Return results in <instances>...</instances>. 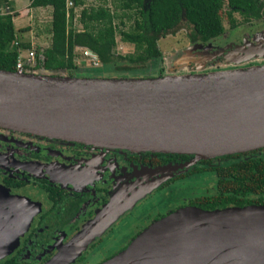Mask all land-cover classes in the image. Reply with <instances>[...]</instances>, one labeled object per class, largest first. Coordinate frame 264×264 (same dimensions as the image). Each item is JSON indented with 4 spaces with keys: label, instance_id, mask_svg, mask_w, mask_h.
<instances>
[{
    "label": "water",
    "instance_id": "1",
    "mask_svg": "<svg viewBox=\"0 0 264 264\" xmlns=\"http://www.w3.org/2000/svg\"><path fill=\"white\" fill-rule=\"evenodd\" d=\"M0 128L195 160L250 152L264 147V64L144 78L0 69ZM113 219L83 228L50 264L74 262ZM101 264H264V206L180 208Z\"/></svg>",
    "mask_w": 264,
    "mask_h": 264
},
{
    "label": "flooded vegetation",
    "instance_id": "2",
    "mask_svg": "<svg viewBox=\"0 0 264 264\" xmlns=\"http://www.w3.org/2000/svg\"><path fill=\"white\" fill-rule=\"evenodd\" d=\"M257 21L264 23V17ZM238 31L223 32L206 42L190 39L187 52L182 49L171 54L167 70L196 74L213 68L232 70L264 64V39L259 45L253 44V35L248 34L238 43L232 38ZM165 58L161 52L158 64H166ZM156 67L153 77L163 75L160 64ZM239 155L264 159V147L195 160L187 154L98 148L0 128V264H50L98 218L117 216L71 264H80L87 256V264L103 263L124 250L149 225L180 208L214 211L264 206L263 193L250 195L253 203L242 206L228 203L203 208L193 203H214L221 195L217 169L223 164L222 158ZM150 195L156 203L144 209L147 212L153 207V211L134 226L125 227L123 243L111 250L104 247L102 238L118 229L125 215L127 219ZM259 199L262 202L257 203Z\"/></svg>",
    "mask_w": 264,
    "mask_h": 264
},
{
    "label": "trees",
    "instance_id": "3",
    "mask_svg": "<svg viewBox=\"0 0 264 264\" xmlns=\"http://www.w3.org/2000/svg\"><path fill=\"white\" fill-rule=\"evenodd\" d=\"M29 1V8L52 9L51 38L48 47L35 50V67H26L23 71L76 77H106V67L115 72L114 77H127V74L153 77L132 72L138 67L147 69L158 65L161 57L158 40L173 33L182 21L191 26L189 39L206 42L224 32L223 11L231 29L239 25L236 13L246 22L264 17V0H112L115 10L106 5L82 8L78 16L82 29L76 30L73 27L74 8L82 5L83 0ZM69 1L71 6H68ZM5 2L13 7L10 0ZM16 16L17 12L0 16V69L11 72L16 71L18 56L31 49L30 43L17 38L13 23ZM115 20L119 22L116 24ZM125 20H132L128 30L121 28ZM117 34L123 42L134 45L132 53H115ZM76 48H81L82 52L91 51L98 57L99 65H87L83 56L84 64H76ZM239 156L222 158L223 164L217 169L221 175V195L214 198V203L207 206L194 201L195 205L211 208L212 205L235 203L242 206V203H253L250 195L264 194V159ZM260 202L259 199L257 203Z\"/></svg>",
    "mask_w": 264,
    "mask_h": 264
},
{
    "label": "rangeland",
    "instance_id": "4",
    "mask_svg": "<svg viewBox=\"0 0 264 264\" xmlns=\"http://www.w3.org/2000/svg\"><path fill=\"white\" fill-rule=\"evenodd\" d=\"M13 4V8L17 11L18 16L13 18L14 28L17 34V38L19 41L27 42L31 44V50L35 52L37 48L44 49L50 45V33L49 29L51 27V15H52V9L50 7L45 8H29V0H11ZM101 5L108 6L111 10H115V7L113 5L112 0H83V4L80 6H77L74 8L75 17L73 20V27L76 30H81L82 25L78 21V16L80 14V11L82 8H90V7H98ZM27 7V8H26ZM119 12V11H117ZM120 14V13H118ZM221 16L223 18V25H224V33H229L233 30H238V33H235L232 38L233 40H236L238 43L242 40L244 35H253L252 36V43L260 44L261 41L264 39V23H259L257 20H250L246 22L239 14H234L237 22L238 27L235 29H231L228 25L226 16L224 14V11L221 12ZM116 24L119 22V20H115ZM259 23V24H258ZM132 25V20H125V26H121L122 29L128 30ZM251 25V27H249ZM191 33V26L187 24L186 21H182L181 25H179L173 33L167 34L164 37H161L158 42L157 46L159 50L163 53V56L166 57L165 60L167 61L165 63H161L160 61V67L159 68L164 69V74H178L175 72H170L168 69V64L171 65L172 59V53L180 52L182 49H185L184 51L187 52V47L189 46V35ZM248 35V36H249ZM232 36V35H231ZM264 47V46H263ZM77 58H76V64L82 65L84 64L83 58L81 57L82 50L81 48H76ZM116 54L119 55H125L128 53H132L134 51V45L123 42L119 35L116 36V46L114 49ZM264 55V52H263ZM24 56H27V51H24ZM260 57V56H259ZM263 57V56H261ZM258 60L259 58H254ZM260 65V64H258ZM141 67L137 68V71H134L132 73H136L139 75L145 74V75H152L155 76L157 72V67L153 66L147 69H140ZM140 69V70H138ZM105 70V69H104ZM220 70L219 68H213L211 71ZM106 73L104 74L106 77H114L115 72L111 69H107L106 67ZM112 74V75H111ZM144 76V75H143ZM127 77H132L127 74ZM144 78V77H140ZM156 203L153 200V195H150L143 199V201L138 204L133 210L132 214L129 215V217L126 219V215L123 218L124 220L119 222V228L114 230L113 233L110 234L108 237L102 238V244L104 247H108L109 250L112 249L113 245L123 243L125 241V232L124 229L126 226L128 228L134 226L136 223H138L140 220L143 219V217L146 216V213L148 211H153V207L146 210L144 209L145 206L151 205L153 206ZM130 213V212H128ZM139 218V220H137ZM129 222V223H128ZM108 241H111L108 243ZM108 245V246H106ZM87 259H85L80 264H87Z\"/></svg>",
    "mask_w": 264,
    "mask_h": 264
},
{
    "label": "built area",
    "instance_id": "5",
    "mask_svg": "<svg viewBox=\"0 0 264 264\" xmlns=\"http://www.w3.org/2000/svg\"><path fill=\"white\" fill-rule=\"evenodd\" d=\"M72 3L71 1L68 2V6H71ZM14 11L11 6L5 2V0H0V16H6V15H11L13 14ZM27 51V56H24V52H22L17 59L16 62V71L17 72H24V68H33L36 65L35 62V53L33 50H26ZM82 56L84 57V60L87 62V65L90 66H98L99 65V60L98 57L93 54L91 51L85 49L82 52Z\"/></svg>",
    "mask_w": 264,
    "mask_h": 264
},
{
    "label": "bare ground",
    "instance_id": "6",
    "mask_svg": "<svg viewBox=\"0 0 264 264\" xmlns=\"http://www.w3.org/2000/svg\"><path fill=\"white\" fill-rule=\"evenodd\" d=\"M98 222H99V221H98ZM98 222H97V223H98ZM105 222H106V221H104L103 223H100V224H99V227L102 226ZM96 229H97V228H94V229H92V231H94V230H96ZM88 232H89V231H88ZM88 232H87V233H88ZM85 238H86V237H85V235H84V237H80L79 239H80V240H83V239H85ZM78 242H79V240H77V241L74 240L73 243H72V244H71V245H70L65 251L63 250V252L61 253V257H62L63 255H68L69 252H70L71 250H73V249L77 246Z\"/></svg>",
    "mask_w": 264,
    "mask_h": 264
},
{
    "label": "crops",
    "instance_id": "7",
    "mask_svg": "<svg viewBox=\"0 0 264 264\" xmlns=\"http://www.w3.org/2000/svg\"><path fill=\"white\" fill-rule=\"evenodd\" d=\"M10 1H11V0H10ZM11 2H12V1H11ZM12 5H13V4H12ZM26 8H27V7H26ZM12 9H13L14 12H17L13 7H12Z\"/></svg>",
    "mask_w": 264,
    "mask_h": 264
}]
</instances>
